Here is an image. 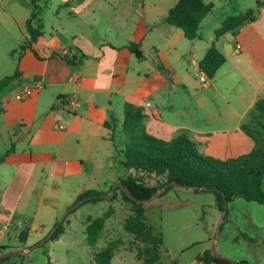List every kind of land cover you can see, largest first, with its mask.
Here are the masks:
<instances>
[{"label":"crops","instance_id":"0c3cea01","mask_svg":"<svg viewBox=\"0 0 264 264\" xmlns=\"http://www.w3.org/2000/svg\"><path fill=\"white\" fill-rule=\"evenodd\" d=\"M36 4L41 35L32 49L21 50L32 0H0V48L10 57V71L0 80L20 73L0 88V223L17 218L19 228L30 216L29 235L41 241V227L35 232L33 225L38 212L49 211L53 226L78 194L106 192L125 178L104 126L112 118L121 124L125 102L142 109L150 134L170 140L184 133L204 155L228 159L253 148L241 125L255 101L264 99V6L254 21L218 38L215 30L231 14L208 37L200 32L188 40L180 28L163 33L156 27H163L173 6L156 21L152 0ZM129 42L140 44L144 58L127 48ZM213 44L226 61L208 80L199 62ZM70 57L82 60L74 65ZM25 87L33 93L17 100ZM69 100L77 106L68 108ZM64 195L71 198L62 201Z\"/></svg>","mask_w":264,"mask_h":264},{"label":"trees","instance_id":"16d2710c","mask_svg":"<svg viewBox=\"0 0 264 264\" xmlns=\"http://www.w3.org/2000/svg\"><path fill=\"white\" fill-rule=\"evenodd\" d=\"M38 0H32L34 12L26 22L25 28L28 34L25 42L20 46L21 50L32 49V44L41 35V25L34 23L39 6ZM257 10L249 8L237 15L226 17L220 27L215 30L216 38L222 34L234 30L244 24L254 21L259 7L264 6V1H257ZM212 2L205 0H177L164 17V21L172 26L180 28L185 38L194 40L201 37L200 24L206 15L213 9ZM127 48L137 58H144L140 44L129 42ZM83 56L82 58H84ZM69 62L77 65L82 59L68 58ZM225 55L211 45L199 62L200 69L206 78L211 80L216 71L225 63ZM20 73L16 70L0 80V88L18 79ZM146 115L142 109L128 102L123 106V120L118 124L115 118L104 123L109 129V139L113 142L114 155L128 175L114 184L113 197L106 198L100 194L110 192L87 190L78 194L74 202L69 206L75 208L85 203H96L104 199L113 200L116 191L120 190L123 202L129 206L131 214L123 223V228L133 234L143 244L144 264H158L161 258L160 247L162 238L160 233H155V228L147 222L144 203L165 194L172 186H184L198 191H210L214 194L215 205L221 219L227 215L225 202L241 197L248 201H255L264 205V99L258 98L252 109L241 125L242 130L252 138L253 148L244 154L228 159L202 154L198 150V144L184 133H178L170 140H164L150 134L145 126ZM121 125V139H117L118 126ZM8 150L2 157H5ZM155 177L157 184H149L146 178ZM113 206L97 217H88L85 227L86 243L94 246L103 230L106 220L114 214ZM59 224L51 239H57L63 231V223ZM56 224V223H55ZM31 228L25 226L19 232V241L24 243L30 234ZM117 243L110 241L105 247L96 253L95 261L98 264H112ZM23 254L24 250L14 252ZM7 256V255H6ZM2 256V257H6ZM2 257L0 259H2ZM197 264H236L212 249H206L196 257ZM47 264H51L48 261Z\"/></svg>","mask_w":264,"mask_h":264},{"label":"rangeland","instance_id":"374dc122","mask_svg":"<svg viewBox=\"0 0 264 264\" xmlns=\"http://www.w3.org/2000/svg\"><path fill=\"white\" fill-rule=\"evenodd\" d=\"M177 0H152L155 6L156 21L160 20L167 9ZM215 4L207 19L202 23L200 32L208 37L217 27L220 18L239 14L240 9L257 7L256 0H212ZM160 21L157 22V25ZM162 22V21H161ZM163 27H175L162 22ZM158 31H156L157 33ZM165 29L163 33H165ZM157 36V35H156ZM186 41V39H183ZM9 53L0 48V77L7 73ZM121 125L118 126L117 139H121ZM152 185L157 184L155 177L146 178ZM264 190V181L262 184ZM70 196H62V201ZM113 206L114 214L105 223L94 246L86 243L85 223L88 217L100 216ZM147 222L161 235V258L158 264H197L196 257L206 249L237 262L239 264H264V205L248 201L241 197L227 203V215H221L215 205L214 194L210 191H198L184 186H172L164 195L144 203ZM72 208V207H71ZM68 208L57 213V223L68 214ZM32 212H28L29 214ZM131 214L129 206L123 200L121 191H116L113 200L104 199L96 203H85L70 212L63 223V231L57 239L49 238L37 245L35 235H29L30 251L19 241V231L30 223L28 220L17 228L14 218L10 224L0 223V264H98L96 253L110 241L117 243L112 264H144V244L123 228L124 220ZM34 215V214H32ZM52 219L49 211L38 212L35 232L41 227L43 238L51 231L48 226ZM41 238V240L43 239ZM23 254H15L19 250Z\"/></svg>","mask_w":264,"mask_h":264},{"label":"water","instance_id":"95a60500","mask_svg":"<svg viewBox=\"0 0 264 264\" xmlns=\"http://www.w3.org/2000/svg\"><path fill=\"white\" fill-rule=\"evenodd\" d=\"M117 185L118 186H122V184L121 183H117ZM115 186L116 185H113L112 186V188H111V190H110V192H108V193H104V194H100L99 196H103V197H106V198H111V197H113V195H114V192H115ZM75 206H73L72 208H70L69 210H68V212L69 211H71L73 208H74ZM226 209H227V203L225 202V211H226ZM65 216L66 215H64L63 217H62V219L60 220V221H58L55 225H54V227L51 229V231L37 244V245H40V244H42V243H44L45 241H47L49 238H51V236L53 235V233L56 231V229H57V227L59 226V224L64 220V218H65ZM2 256H4V255H0V258L2 257ZM236 264H239V263H237L236 262Z\"/></svg>","mask_w":264,"mask_h":264},{"label":"built area","instance_id":"2783aa9c","mask_svg":"<svg viewBox=\"0 0 264 264\" xmlns=\"http://www.w3.org/2000/svg\"><path fill=\"white\" fill-rule=\"evenodd\" d=\"M203 81H204V78H203ZM35 87H40V84H36ZM34 91V88L32 87H25L22 91H20L19 93H17L15 95V98L17 100H21L25 97H28L30 96ZM67 106L68 108H75L77 106V103L73 100H69L68 103H67ZM61 127V126H60Z\"/></svg>","mask_w":264,"mask_h":264}]
</instances>
